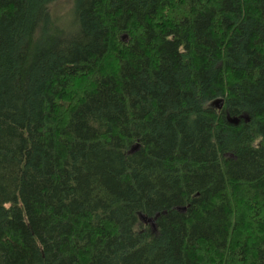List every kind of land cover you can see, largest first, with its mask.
<instances>
[{
	"label": "trees",
	"instance_id": "obj_1",
	"mask_svg": "<svg viewBox=\"0 0 264 264\" xmlns=\"http://www.w3.org/2000/svg\"><path fill=\"white\" fill-rule=\"evenodd\" d=\"M58 1L0 0V264H264V0Z\"/></svg>",
	"mask_w": 264,
	"mask_h": 264
},
{
	"label": "rangeland",
	"instance_id": "obj_2",
	"mask_svg": "<svg viewBox=\"0 0 264 264\" xmlns=\"http://www.w3.org/2000/svg\"><path fill=\"white\" fill-rule=\"evenodd\" d=\"M70 10L71 8L69 2L65 0H59L58 2H54L52 12L60 26L67 27L71 25L72 14Z\"/></svg>",
	"mask_w": 264,
	"mask_h": 264
},
{
	"label": "water",
	"instance_id": "obj_3",
	"mask_svg": "<svg viewBox=\"0 0 264 264\" xmlns=\"http://www.w3.org/2000/svg\"><path fill=\"white\" fill-rule=\"evenodd\" d=\"M212 105L217 108V109H220L221 106H222V100H215L213 101ZM245 120H247V117L243 116ZM227 120L229 123H232V124H236L238 122V118L237 117H234V118H230V117H227ZM156 217V215H155ZM142 219H144L142 216H141ZM148 221L151 223V227H154V224H153V219L152 217L150 219H148Z\"/></svg>",
	"mask_w": 264,
	"mask_h": 264
}]
</instances>
